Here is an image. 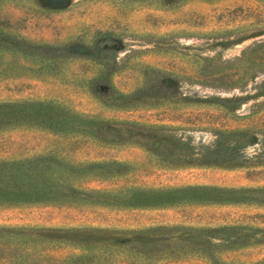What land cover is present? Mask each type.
<instances>
[{
  "label": "rangeland",
  "instance_id": "obj_1",
  "mask_svg": "<svg viewBox=\"0 0 264 264\" xmlns=\"http://www.w3.org/2000/svg\"><path fill=\"white\" fill-rule=\"evenodd\" d=\"M0 167V264H264V0H0Z\"/></svg>",
  "mask_w": 264,
  "mask_h": 264
},
{
  "label": "trees",
  "instance_id": "obj_2",
  "mask_svg": "<svg viewBox=\"0 0 264 264\" xmlns=\"http://www.w3.org/2000/svg\"><path fill=\"white\" fill-rule=\"evenodd\" d=\"M262 44V41H255L252 44L248 45L242 52V55L238 56L236 58V60H241L242 58H244L248 52H251L253 50H255L256 48H258L260 45ZM256 53V52H255ZM217 141H219V139H217ZM12 170L11 168H7V167H0V180L2 179L1 177L3 176H7V173H11Z\"/></svg>",
  "mask_w": 264,
  "mask_h": 264
}]
</instances>
